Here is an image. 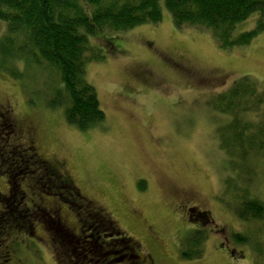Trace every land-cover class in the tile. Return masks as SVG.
<instances>
[{"label":"rangeland","instance_id":"rangeland-1","mask_svg":"<svg viewBox=\"0 0 264 264\" xmlns=\"http://www.w3.org/2000/svg\"><path fill=\"white\" fill-rule=\"evenodd\" d=\"M162 13L156 24L89 37L103 56L85 67L106 114L102 128L79 130L62 109L46 107L40 98L32 106L30 81L0 71V111L10 110L18 128L11 135L0 131V193L7 195V180L18 182L15 192L23 187L26 203L18 207L10 199L5 205L29 216L22 211L30 206V190L19 179V168L16 174L5 161L11 146L30 144L21 143L29 127L36 149L29 150L30 159L38 163L36 153L58 164L86 201L107 212L154 264H264V214L246 221L235 210L246 198L264 205V155L241 158L237 146L246 141L234 142L227 115L211 102L243 76L264 85V30L248 45L225 49L209 29L177 28L165 8ZM259 18L252 14L235 34L249 31ZM5 28L0 20V37ZM23 166L36 177L32 167ZM141 180L144 189L138 186ZM183 203L201 219L189 221ZM58 224L47 225L63 234ZM24 228L8 226V234L0 236L6 254L1 264H63L49 240L52 228L46 232L39 222L31 223L29 232ZM235 234L247 241L236 242Z\"/></svg>","mask_w":264,"mask_h":264},{"label":"trees","instance_id":"trees-1","mask_svg":"<svg viewBox=\"0 0 264 264\" xmlns=\"http://www.w3.org/2000/svg\"><path fill=\"white\" fill-rule=\"evenodd\" d=\"M163 8L171 14L177 28L184 25L207 28L225 49L248 45L264 30L261 17L264 0H0V20L6 25L5 33L0 37V71L12 78L30 81L29 103L32 106L41 99L46 107L62 109L66 121L79 130L102 128L106 114L94 86L87 81L85 67L88 61L99 60L103 56L90 44L89 37L103 32L129 30L141 24H156L162 19ZM256 12L260 14L257 24L249 31L235 34L236 26ZM211 102L214 109L227 115L228 127L234 132V142L240 144L246 141L245 146H237L240 157L263 156L264 85H259L254 78L243 76L214 95ZM0 119L4 123L9 121L4 109L0 111ZM3 133L11 135V130L4 128ZM16 146H11L8 160H5L8 170L17 174L19 168L21 182L38 187L42 160L32 154L39 160L37 163L30 159L29 150ZM18 151L25 152L20 155ZM23 165L32 167L34 170L31 173L35 171L36 177L27 170L23 172ZM57 185H61L60 181ZM144 185L143 180L138 182L139 188L144 189ZM21 190L24 191L23 187ZM87 202L102 213L110 226L118 228L115 237L124 246L132 242L133 239L122 233L107 212ZM2 204L5 207V203ZM8 206L0 209V236L8 234V226L24 224V229L28 230L31 223L39 220L36 215L23 218V214L7 210ZM235 210L240 218L247 221L262 218L264 205L258 199L246 198L236 204ZM196 236L203 239L199 232ZM234 239L240 243L247 241L241 234H235ZM196 242L200 243V240ZM182 256L190 258L187 252H183Z\"/></svg>","mask_w":264,"mask_h":264},{"label":"flooded vegetation","instance_id":"flooded-vegetation-1","mask_svg":"<svg viewBox=\"0 0 264 264\" xmlns=\"http://www.w3.org/2000/svg\"><path fill=\"white\" fill-rule=\"evenodd\" d=\"M4 111L9 121L4 123L3 119H0L2 121V123H0L2 132L4 128H10L11 131L16 132L18 128L16 127V122H14V119L11 117V111L5 109V107ZM26 130L29 134L26 140H23V142L21 141V143H23V145L24 142L30 144L25 146L24 149L36 150L32 129L26 127ZM34 155L38 157L36 153ZM41 162V166L39 167L42 173L40 176L41 183L35 188L29 185L27 186V190H30V197L27 203L29 202L30 206L27 207L26 204V210H29V212H25L26 210L22 212L25 214L29 213V215L42 214L41 217L43 218H40L38 222L46 232L52 228L51 232L48 231L49 234H47L50 238L51 246H55L57 249L59 255L58 259H60L61 263L154 264L150 255L143 256L142 253H140V246L138 243L132 240V242H129V245L124 246L119 239L115 237L119 232L118 228L110 226L104 219L102 213L96 211V209L94 210L88 204L74 184L68 183L71 182V180H69L64 173L62 174L58 164H53L46 160H42ZM59 181L61 185L58 186L57 184ZM6 183H8V193L7 195L0 193V202L3 201V203H5L7 200L11 199L17 201L16 205H18V207L21 206L22 203L25 204L26 199H28V195L24 193L25 190L19 189L17 194L15 192L17 190V183H13L10 180H7ZM44 188L46 189L45 191H43ZM61 189L62 191H60ZM43 194H45V196ZM46 195H51V198ZM185 205L186 203L181 204L180 208L185 211L186 218L189 221L193 222V220L201 219L193 214L195 211L194 207L189 208L185 207ZM69 215L73 216L74 219L68 220ZM52 220L57 224H61L60 227L62 228L63 234L60 233L56 225H47L51 224ZM153 237L154 239L157 238L156 233H154ZM5 255L6 254L0 250V258L4 259Z\"/></svg>","mask_w":264,"mask_h":264}]
</instances>
